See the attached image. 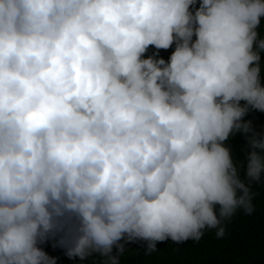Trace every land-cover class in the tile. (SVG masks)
Returning a JSON list of instances; mask_svg holds the SVG:
<instances>
[{
    "label": "clouds",
    "instance_id": "clouds-1",
    "mask_svg": "<svg viewBox=\"0 0 264 264\" xmlns=\"http://www.w3.org/2000/svg\"><path fill=\"white\" fill-rule=\"evenodd\" d=\"M262 17L264 0H0V264H56L54 237L119 264L125 243L150 255L251 215Z\"/></svg>",
    "mask_w": 264,
    "mask_h": 264
},
{
    "label": "trees",
    "instance_id": "trees-1",
    "mask_svg": "<svg viewBox=\"0 0 264 264\" xmlns=\"http://www.w3.org/2000/svg\"><path fill=\"white\" fill-rule=\"evenodd\" d=\"M260 31L264 34V17L261 18ZM172 50H159V55L167 61ZM153 51L156 50L150 46L145 55H151ZM261 60L264 61V53ZM261 83L264 85V67ZM243 119L250 120L256 131L264 132V112L251 110ZM245 143L240 132L231 135L225 142L235 161H245ZM240 176L243 179V169ZM252 191L255 193L254 211L251 215L238 211L225 225L226 235L223 238L217 239L213 230L205 232L200 241L157 242V251L150 255H145V242H129L124 245L125 253L118 255L119 264H264V184H254ZM57 239L51 238L40 245L49 256L55 258L56 264H104V258L98 254L85 260L68 258L64 249L57 244ZM113 254H116L115 248Z\"/></svg>",
    "mask_w": 264,
    "mask_h": 264
}]
</instances>
